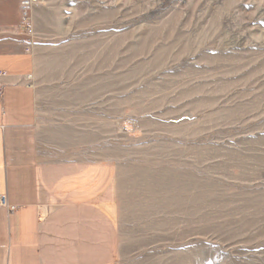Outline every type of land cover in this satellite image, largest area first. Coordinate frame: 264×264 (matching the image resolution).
<instances>
[{"label": "rangeland", "instance_id": "rangeland-1", "mask_svg": "<svg viewBox=\"0 0 264 264\" xmlns=\"http://www.w3.org/2000/svg\"><path fill=\"white\" fill-rule=\"evenodd\" d=\"M23 1L41 119L118 167L116 264H264V0Z\"/></svg>", "mask_w": 264, "mask_h": 264}, {"label": "crops", "instance_id": "crops-1", "mask_svg": "<svg viewBox=\"0 0 264 264\" xmlns=\"http://www.w3.org/2000/svg\"><path fill=\"white\" fill-rule=\"evenodd\" d=\"M22 2L0 0V264H116L118 167L41 119Z\"/></svg>", "mask_w": 264, "mask_h": 264}, {"label": "built area", "instance_id": "built-area-1", "mask_svg": "<svg viewBox=\"0 0 264 264\" xmlns=\"http://www.w3.org/2000/svg\"><path fill=\"white\" fill-rule=\"evenodd\" d=\"M29 6H30V3L28 2V1H23L22 2V9H23V19H22V25H23V28L25 29V31L27 30V34L29 33H31V31L30 30H28V28H27V24H28V20H29V18H28V8H29ZM27 51L29 52L30 51V49H27ZM1 94H2V91H1V89H0V97H1ZM1 203L3 204V205H7V201H6V198L5 197H2L1 198Z\"/></svg>", "mask_w": 264, "mask_h": 264}]
</instances>
